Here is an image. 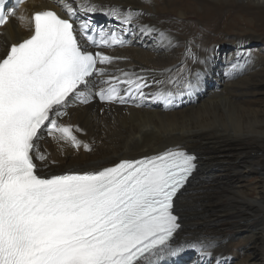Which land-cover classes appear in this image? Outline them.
Segmentation results:
<instances>
[{"label": "bare ground", "instance_id": "1", "mask_svg": "<svg viewBox=\"0 0 264 264\" xmlns=\"http://www.w3.org/2000/svg\"><path fill=\"white\" fill-rule=\"evenodd\" d=\"M68 2L75 7L84 0ZM91 3L100 10L80 16L97 28L123 29L126 41V46L93 47L116 58L98 65L103 79L128 72L145 77L150 86L142 99L126 96L128 86L119 85L123 104L102 103L93 87L87 104L69 105L60 123L72 126L91 151L47 138L41 141L45 165L35 161L39 173L97 171L166 149L198 155L193 182L174 210L180 229L171 243L182 252L162 256L158 264H264V0ZM111 7L143 15L124 26L104 14ZM42 10L66 18L56 0H30L0 29V55L31 34L16 17ZM145 28L154 31L146 34ZM188 82L197 86L189 90ZM156 93L165 98L154 99Z\"/></svg>", "mask_w": 264, "mask_h": 264}, {"label": "snow or ice", "instance_id": "2", "mask_svg": "<svg viewBox=\"0 0 264 264\" xmlns=\"http://www.w3.org/2000/svg\"><path fill=\"white\" fill-rule=\"evenodd\" d=\"M56 2L66 18L53 10L21 14L16 18L30 36L0 55V264H158L162 256L178 257L182 247L171 243L179 228L174 201L196 169L195 155L166 149L97 171L39 174L35 161L45 165L47 138L91 151L72 126L60 123L69 105L87 104L93 87L102 103L123 104L119 85L142 99L150 86L128 72L103 79L97 65L116 58L87 47L126 46L123 29L97 28L81 17L100 10L91 0L75 7ZM5 4L0 0V26L15 16ZM103 11L124 26L143 15L131 7Z\"/></svg>", "mask_w": 264, "mask_h": 264}, {"label": "rangeland", "instance_id": "3", "mask_svg": "<svg viewBox=\"0 0 264 264\" xmlns=\"http://www.w3.org/2000/svg\"><path fill=\"white\" fill-rule=\"evenodd\" d=\"M225 47H226V48H225L226 50H231V49H232V46H231V44H229V43L225 44ZM140 48H144V47H140ZM144 49H145V48H144ZM226 50H225V51H226ZM192 154H193V153H192ZM196 157H197V160L199 161V159H200L199 156L196 155ZM62 172H63V171H62ZM192 180H193V178H192ZM192 180H191V181H192ZM191 181H190V183H191ZM192 182H193V181H192ZM190 183H189V184H190ZM189 184H188V185H189ZM188 187H189V186H188ZM176 203H177V202H176ZM175 206H176V205H175ZM182 236H183V234H182ZM180 237H181V236H180ZM181 239H182V237L179 238V240H181ZM182 241H184V240L182 239Z\"/></svg>", "mask_w": 264, "mask_h": 264}]
</instances>
